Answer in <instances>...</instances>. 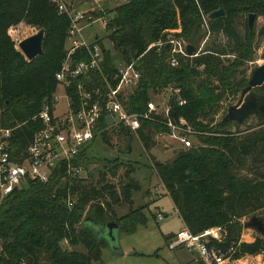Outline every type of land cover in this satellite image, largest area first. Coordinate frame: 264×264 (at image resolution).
Here are the masks:
<instances>
[{
	"label": "trees",
	"instance_id": "trees-1",
	"mask_svg": "<svg viewBox=\"0 0 264 264\" xmlns=\"http://www.w3.org/2000/svg\"><path fill=\"white\" fill-rule=\"evenodd\" d=\"M218 7L224 9V15L208 19L206 15ZM249 12L256 14L251 28ZM104 14V37L111 48L121 61L134 60L141 71L139 87L129 97L131 110H143L151 98L150 91L168 85L178 87L186 101L179 104L171 98L170 114L183 116L196 129L208 131L196 134L201 144L180 148L169 160L153 161L152 168L184 225L194 233L212 225L225 226L226 237L211 244L223 248L234 245L233 257L264 252V238L259 234L251 241H239L236 234L239 218L264 211V166L253 169L264 146V121L253 118L241 130L240 124L223 121L222 117L213 124L203 120L217 110L222 98L237 94L246 83L247 74L235 79V73L251 58L257 36L264 34V23L258 29L255 24L258 16L264 17V0H125L104 12L98 8L90 11L93 18ZM19 22L43 29L42 51L31 59L23 55L18 40L10 35L11 27ZM68 26L67 15L58 13L49 0H0V126L11 127L12 153L27 143L39 125L33 116L56 88L54 71L64 55ZM202 27L204 33L208 31L207 37H221L218 43L206 41L195 55L179 56L176 65L169 62V44L149 46L169 34L192 43L196 37H204ZM176 28L179 30L170 31ZM94 40L102 47L101 68L111 75L115 70L111 51L101 37ZM229 54L233 58L225 60ZM84 57L86 54L76 49L73 58ZM257 89L264 91V83ZM105 121L101 116L96 128ZM144 124L161 126L150 121ZM231 124L236 126L235 132L227 129ZM115 129L130 141L133 131L129 127L117 125ZM140 134L144 142L149 140V133ZM95 139L106 142L105 131L94 133L70 160L71 165L86 169L97 158L89 151ZM126 146L130 148L129 143ZM121 164L126 165L122 178L116 184L106 181L105 173L114 175ZM65 167L64 162L53 167L44 181L27 179L0 202V264H95L100 261L105 241L89 228L85 218L96 223L112 220L126 233L146 222L143 206H132V192L140 189V183L132 175L131 163L104 162L97 168L94 181L78 173L68 174ZM119 203L130 207L116 215L114 206ZM85 208L87 215L81 220ZM172 233L165 236L166 244ZM62 238L83 248H60Z\"/></svg>",
	"mask_w": 264,
	"mask_h": 264
},
{
	"label": "built area",
	"instance_id": "built-area-1",
	"mask_svg": "<svg viewBox=\"0 0 264 264\" xmlns=\"http://www.w3.org/2000/svg\"><path fill=\"white\" fill-rule=\"evenodd\" d=\"M49 1L69 19L64 55L59 68L54 71L57 87L49 97L43 99L33 116V119L39 121V125L32 131L24 147L16 153L10 151L11 127L0 126V202L14 187H20L27 179L46 180L52 168L63 162L68 174H79L82 167L71 165L70 160L94 133L115 129L117 125L129 127L137 133L145 122L162 123L165 128L158 132L161 137H172L183 148L201 144L197 141L196 134L208 131L196 129L183 116H172L167 102L169 96L165 102H156L150 98L143 110H131L129 97L138 89L141 78V71L135 61L119 60L114 65V73L109 75L100 65L103 54L98 41L93 39L86 42L83 37L76 36L81 26L80 21L93 19L87 13L91 8L71 11L64 0ZM92 1L97 3L99 0ZM102 23L105 24L103 21ZM163 43L169 44L168 59L171 65L178 63L179 56L196 54L188 55L185 48L187 42L171 34L149 46H160ZM76 49H81L86 57L74 59ZM174 91L177 93V102L185 103V98L179 94V88L175 87ZM59 98H63L62 110L55 112ZM101 116L105 120L109 117L111 121L108 123L106 120L103 126L96 128ZM157 216L162 217V214L157 212ZM226 234L227 228L222 225H212L197 233L183 225L170 235L167 245L171 248L184 246L194 254L196 264H226L227 261L236 263L244 255L233 257L234 245L223 248L211 244L213 240L222 241Z\"/></svg>",
	"mask_w": 264,
	"mask_h": 264
},
{
	"label": "rangeland",
	"instance_id": "rangeland-1",
	"mask_svg": "<svg viewBox=\"0 0 264 264\" xmlns=\"http://www.w3.org/2000/svg\"><path fill=\"white\" fill-rule=\"evenodd\" d=\"M67 3L68 9L74 11L76 9H85L90 8L91 6H95V2L92 0H64ZM118 0H105V5L108 7H101L100 9L104 12V10H108L112 8L111 6L117 4ZM58 12V11H57ZM60 13V12H58ZM90 13V10L87 11ZM96 18L91 21H87L86 19H82L79 23L80 29L79 33L76 34L77 37H83L86 42H90L95 37H101V41L105 47H108L111 51V57L115 63L119 62L120 56L118 52L111 48V44L108 39L104 37L106 34V29L104 24L106 22V14ZM104 19V20H103ZM264 23V17L258 16L255 24L256 29H258ZM83 25V26H82ZM238 28L242 31L243 26L238 24ZM37 30L36 27L27 25L23 22H19L11 27L10 35L15 40H19ZM200 34H205L203 27L200 29ZM167 38V37H166ZM221 37H196L193 40V43H196L198 49H201L205 42L208 41L209 44H213L214 42L218 43V39ZM207 43V42H206ZM223 43H219L221 46ZM230 59L233 58L232 54H229ZM264 63V34L258 35L255 42V50L252 53L251 58L245 62L242 66H240V71L235 73V79H239L245 74L248 75L250 68L256 64ZM57 87V85H56ZM173 86H165L157 90V92H151V96L154 97L156 102H164L167 99V95L169 94V100L173 97H177V93L174 91ZM56 90V88H55ZM54 90V91H55ZM60 93V90L58 94ZM239 96V92L235 95H226L222 98L221 102L217 106V110L214 113H209L206 117H204L205 122H209L213 124L221 119V117L226 112L227 106L231 103L236 102ZM169 100L167 101L169 103ZM63 98H59L56 101L55 112H60L62 110ZM254 117H250L249 119L243 121L240 124L241 130L245 129L248 125L247 123H251L254 121ZM210 120V121H209ZM161 126L163 125L160 123ZM164 128H160L163 130ZM227 129L229 131L235 132L236 126L234 124L228 125ZM106 143L100 141L99 139H95L89 146L90 153L97 156V158H93V162L87 165L86 169H81L79 171V175L83 176L87 181H94L97 177V168L101 167L102 163H110L114 161H122L126 163H131L135 166L134 176L139 179L142 184L141 190L138 192L135 190L133 192L134 204H139L141 199H145L147 193L156 192L159 190V187H154L150 180L156 181V172L150 166L149 168V159L150 161H155L156 157H160V159H166L172 157L175 152L181 148L180 144L177 140L170 137H161L159 139H155L154 148L152 151H156V154H152L150 149L145 147L144 141L141 138H138L135 134L129 138H123V136H116L115 133L108 129L106 132ZM140 139V140H139ZM194 141V137L192 138ZM127 143H129L130 148L127 147ZM183 148V147H182ZM259 157L257 159V168H263L264 161V146L261 147L259 153ZM168 156V157H167ZM112 158H115L111 160ZM111 160V161H110ZM125 164L119 165L114 175L110 173H105V180L111 183L116 184L119 179H121V173L124 169ZM104 170V168H101ZM151 169V170H150ZM151 173V174H150ZM244 175L250 176L247 172H242ZM159 181V179H158ZM149 182V183H148ZM143 189V190H142ZM146 189V190H145ZM157 189V191H156ZM162 194V193H161ZM141 196V197H140ZM152 197L155 194L151 195ZM156 197V196H155ZM71 200H69L70 202ZM68 202V203H69ZM86 209L85 208L81 215V220L86 217ZM126 210V205H122L120 209L117 211ZM144 211L147 215V220L144 224H138L135 231L133 232H123L119 227H113L112 236L105 235V232H102L105 237V245L100 249V261L95 262V264H196L194 260V254L187 250L184 246H177L174 248L169 247L165 242V236L175 232L178 227H182L181 219L177 214V211L174 207V204L169 197L168 194L160 195V197H156L153 201H150L148 205L144 208ZM157 212L162 214V218H158ZM258 213L264 211H256ZM156 214V215H155ZM248 215H245L237 221V223L244 221ZM256 235H258L257 231L253 228H243L240 231V238L242 240L250 241ZM240 239V240H241ZM239 240V241H240ZM60 248L63 249H82V245L80 244H68L67 240L62 238L59 241ZM117 248L118 251H114ZM258 255L249 256L245 254L241 260H238L236 263L227 261L226 264H264V252L256 253ZM201 264V263H200Z\"/></svg>",
	"mask_w": 264,
	"mask_h": 264
},
{
	"label": "water",
	"instance_id": "water-1",
	"mask_svg": "<svg viewBox=\"0 0 264 264\" xmlns=\"http://www.w3.org/2000/svg\"><path fill=\"white\" fill-rule=\"evenodd\" d=\"M225 11L222 7H218L210 11L206 16L208 19L216 18L224 15ZM256 18L254 12L248 13V25L251 28ZM42 38L43 29L37 28V30L17 41V45L23 55L27 59H31L35 55L42 51ZM188 55H193L198 51L196 43L187 42L185 45ZM264 83V63L256 64L252 66L246 76V83L241 87L239 96L236 102L227 106L226 112L222 116L223 121H235L241 124L248 116L256 115L258 121H264V91L257 89L258 86ZM107 122L111 121V118L106 117ZM89 228L96 233L97 236L103 237L106 240L102 232L105 235L112 236L113 227H118V224L112 220H108L104 223H96L88 218L85 220ZM243 228H253L257 233L264 238V212H253L248 217L237 223L236 234L238 235ZM114 251H118L117 248Z\"/></svg>",
	"mask_w": 264,
	"mask_h": 264
},
{
	"label": "crops",
	"instance_id": "crops-1",
	"mask_svg": "<svg viewBox=\"0 0 264 264\" xmlns=\"http://www.w3.org/2000/svg\"><path fill=\"white\" fill-rule=\"evenodd\" d=\"M108 1V0H107ZM119 2L117 3V4H115V5H118V4H120V3H122V2H124L125 0H118ZM105 0H99L96 4H95V6H91L90 8L92 9L93 7H95V8H97L96 7V5H98V9H100L101 7H103V5L105 6V7H107L106 5H105ZM115 5H113V6H115ZM113 6H111V7H113ZM108 8V7H107ZM84 9V8H83ZM85 9H87V8H85ZM89 9V8H88ZM91 9H90V11H91ZM102 9V8H101ZM93 19H96V18H93ZM92 19V20H93ZM98 19H100V18H98ZM83 26V25H82ZM179 30V28H176V29H171L170 31L171 32H174V31H178ZM208 31L206 30V32H205V35H204V37H206V36H208ZM207 34V35H206ZM203 37V36H202ZM199 50V49H198ZM169 96V94L167 95V97ZM151 98L152 99H154V97L153 96H151ZM166 101H167V99H166ZM165 102V101H164ZM160 128H161V126L158 128V127H156V126H153V125H151V126H149V125H146V124H142V126L139 128V130L137 131V133H134L133 132V135L135 134L136 136H138V138H141V134H140V132L141 133H144V135H146V133H149L150 134V138H149V140L147 141V142H144V144H145V147H147V149H150L151 150V153L152 154H156V151H152V149H155L154 148V145L155 144H153V143H155V139H159V138H161V136L158 134V132H159V130H160ZM114 133H115V135L118 137L119 135L117 134V132H116V129H112V128H110ZM108 131V129L107 130H105V134H106V132ZM133 135H131V137L133 136ZM140 140V139H139ZM102 142H104V141H102ZM104 143H106V142H104ZM181 146V145H180ZM182 148V147H181ZM180 149V148H179ZM168 157V156H167ZM173 157V156H172ZM172 157H169V158H166V159H160V157H156L157 159H155L156 161H166V160H169V159H171ZM150 166L152 167L153 166V161L151 162L150 161V159H149V168H150ZM264 166V165H263ZM151 170V169H150ZM153 170H155V169H153ZM135 166H134V171L132 172V175H134V173H135ZM242 172H247L246 170H242ZM247 173H249V172H247ZM151 174V173H150ZM250 174V173H249ZM156 175V181H152V180H150V177H149V182H151V185H152V183L154 182V184H153V186L154 187H159V190L157 191V189H156V191H157V194H156V192H152V193H147L146 194V197H145V199L143 198V199H141L140 201H142V202H140L139 204H134V203H132V206H134V207H136V206H143V211H144V208L148 205V203L150 202V201H153L154 199H156V197H160V195H163L164 193L165 194H168L169 195V193H168V191L166 190V188H165V186H164V184L162 183V181L160 180V178H159V176L157 175V174H155ZM136 178V177H135ZM158 179H159V181H158ZM138 181H139V179H138ZM148 182V183H149ZM139 183H140V189L139 190H137L138 192L141 190V188H142V186L141 185H145V184H142L140 181H139ZM143 190V189H142ZM146 190V189H145ZM135 191V190H134ZM133 191V192H134ZM133 192H132V199H133V201H134V198H133ZM162 193V194H161ZM154 195L155 194V196H151V195ZM141 197V196H140ZM169 197H170V195H169ZM171 198V197H170ZM172 200V199H171ZM173 202V201H172ZM174 204V203H173ZM122 205H126V210H123V211H117V209L119 208L120 209V207L122 206ZM129 207H130V205H127V204H122V203H119V204H116L115 206H114V212H115V214L116 215H121V214H123L124 212H126L127 211V209H129ZM174 207H175V209H176V211H177V214L179 215V213H178V210H177V208H176V206L174 205ZM144 213H145V211H144ZM146 214V213H145ZM156 215V214H155ZM157 216V215H156ZM158 217V216H157ZM179 217H180V215H179ZM158 218H162V217H158ZM180 219H181V225L183 226L184 225V223H183V220H182V218L180 217ZM140 225V224H139ZM181 227V226H180ZM180 227H178V229L180 228ZM239 235H240V233H239ZM241 238H240V236H239V240H240ZM254 239V238H253ZM252 239V240H253ZM240 241H245V240H240ZM247 241V240H246ZM251 241V240H250ZM249 256H255V255H258V254H248ZM188 264H190V263H188Z\"/></svg>",
	"mask_w": 264,
	"mask_h": 264
},
{
	"label": "flooded vegetation",
	"instance_id": "flooded-vegetation-1",
	"mask_svg": "<svg viewBox=\"0 0 264 264\" xmlns=\"http://www.w3.org/2000/svg\"><path fill=\"white\" fill-rule=\"evenodd\" d=\"M248 117H254V118L257 120V116H256V115H250V116H248ZM263 165H264V161H263ZM253 166H254L253 169H254L255 171L260 170V169L257 168V165H253Z\"/></svg>",
	"mask_w": 264,
	"mask_h": 264
}]
</instances>
